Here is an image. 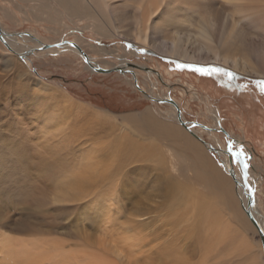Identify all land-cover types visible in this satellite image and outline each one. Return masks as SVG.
<instances>
[{"label": "rangeland", "instance_id": "374dc122", "mask_svg": "<svg viewBox=\"0 0 264 264\" xmlns=\"http://www.w3.org/2000/svg\"><path fill=\"white\" fill-rule=\"evenodd\" d=\"M39 1L0 0V23L5 31L24 36L35 33L48 44L74 41L101 67L126 62L150 71L128 65L124 71L134 70L137 75L93 72L72 52L43 55L39 51L20 56L0 40V264H116L100 242L102 210L108 207L102 206V197L108 185H102L99 179L82 199L65 202L56 197L55 188L68 179L67 172L73 165L78 172V163L89 148L95 147L102 164V154L126 138L153 144L156 153L128 160L114 182L120 205L116 224L126 222L132 229L146 226L142 229L146 241L138 253L140 259L148 257L158 264L161 246L171 241L182 250L184 264H264L260 237L248 217L247 227L241 220L235 222L220 207L211 184L195 178L188 169L182 170L180 162L174 167L172 147L158 134L143 131L140 124L145 115H151L154 120L188 131L171 115L169 102L160 104L151 99L169 96V101L179 107L183 121L211 129L191 127L218 152L207 150L206 155L234 187L237 183L227 170L242 177L241 163L234 155L242 152L240 158L248 164L247 183L252 184L246 188L253 197L255 213L264 220V78L247 77L214 65L191 64L222 71L201 75L177 68V64H183L179 60L146 51L134 42L130 36L134 26L126 18L131 11L114 12L118 3L108 6L100 0H81L80 6L79 0H65L69 3L65 6L60 0ZM79 6L86 17L81 20L71 11L73 7L79 10ZM6 9L15 15L13 20L6 18ZM18 43L34 46L28 38H20ZM146 73L148 78L144 77ZM195 95H202V102L194 100ZM62 101L72 108V115L63 119L69 123L68 128L63 135L42 138L39 117L55 105L63 108ZM214 111L218 113L216 122ZM220 127L234 141L220 132ZM64 135L68 140L60 139ZM47 144L50 151L35 150ZM219 149L228 152L229 163ZM182 163L184 168L186 163ZM193 193L219 206L217 216L226 223L219 236V231L203 229L191 207L184 210ZM177 201L186 213L174 226L170 223L174 216L171 208ZM177 210L183 213L180 207ZM11 247L17 250L15 256V251H7Z\"/></svg>", "mask_w": 264, "mask_h": 264}, {"label": "bare ground", "instance_id": "6f19581e", "mask_svg": "<svg viewBox=\"0 0 264 264\" xmlns=\"http://www.w3.org/2000/svg\"><path fill=\"white\" fill-rule=\"evenodd\" d=\"M60 1L65 6H69V3H66L67 0L66 2L65 0ZM80 1L81 0H79L78 3L79 5L81 4ZM100 1L103 5L106 4L108 6L112 5V3H118L117 6L112 9L114 12H118V14L124 12L126 9L131 11L129 14H126V18L128 20L130 19L132 23L131 25L134 26L130 36L133 37L136 44L145 47L146 51H157V53L175 60H179V62L183 64H196L198 66H222L247 77L264 78V0ZM101 2L99 3L100 5ZM80 6L79 10L74 7L71 10L74 17L78 20L86 18L84 16V12H82V7ZM7 11L8 9H6V12ZM10 11L11 10L9 9L6 18L7 16H10V18L13 20L15 15L9 13ZM89 16L92 19L94 18L92 15H88L87 17L89 18ZM102 33H104L103 29ZM117 33L118 32L115 34ZM0 35L2 39L6 40V42L3 40L4 42L2 43H5L4 45L8 49H10L13 53H18L20 56L22 53L35 55V52L39 51V54L43 55H57L63 54L65 51H69L82 60L86 69H89L93 72H98L97 69H122V71H119L121 74H130L133 72L134 75H137L134 70L130 71V69H128L124 71L128 68V65L132 66L135 70L150 71L145 69V67H136L130 63L126 64V62L119 63L121 65L118 66L111 65V68H107L104 64V67H101L90 57H88L82 51V48L79 45H76L74 41L48 44L44 40H39L35 33H29L27 36H24L25 34L23 33L21 35L19 33L17 35L16 33L8 34V32L5 31L2 23H0ZM117 35L122 36L123 34L118 33ZM20 38L30 39L34 43V46L23 47L19 45L20 42L18 43V39ZM103 51L105 50L102 49V52ZM144 77L148 78L147 73ZM53 96L55 95L53 94ZM193 97L194 100L197 101L203 100L202 95L201 97L198 96L199 98L197 95ZM160 100L170 103L169 96L160 98ZM170 104L173 110L171 115L176 121H178L176 107L172 104V101ZM64 105L65 106L63 108L56 105L51 109L48 108L46 109V113L39 117V121L43 123L41 131H39L40 135H43L42 138L45 137V139H47L49 137L51 138L52 136L55 137V135H63V131L68 128L69 123H66L63 119L72 115V108H68L70 105ZM210 114L212 115L213 113L211 112ZM212 116L213 120L216 122L218 119V113L214 111V115ZM140 124L143 131L147 132L149 130L152 133L158 134V136L165 139L172 147L173 152L171 157L173 163H171L174 165V167L175 164H179L180 162L182 170L188 169V171H192L194 173L195 178L209 182L211 184V188L215 189L217 192L216 194L221 202L220 207L224 208V210L228 212L229 216L235 222L241 220L244 226H248L245 216H247L246 206L248 202L247 194L249 192L244 185L242 177H236L238 183L234 187V183L224 177L217 170V168L213 163H211L206 155L207 148L205 146V148L201 146L200 143H203L199 140V138L191 134L193 133L198 135V130L194 128H191L192 130H186L189 133L188 134L183 129L176 127V125L173 126L169 125L168 123L166 124L161 121L154 120L151 115H145L142 123ZM13 131L15 132V130ZM233 138L230 136V139L234 141ZM60 139L68 140V137L64 135ZM69 139L71 140V138ZM37 147L39 146L35 147L36 151H50L52 149L50 144H47L46 147ZM113 148V150H110L112 152L109 151L102 154V164L100 160H98V154L94 146L89 148L87 153H85V151L82 155L83 159L81 163H78V172H76L75 165H73L69 172L66 171L68 174V179L64 183H57L55 195L57 198L64 200V202L68 200L82 199L87 193H89L90 188H92V186L95 185L99 179H102V185H108L106 187L107 190L102 197V206H104V204H108V207H103L104 209L102 210V222L104 227L102 228L103 237L100 240L101 245L106 248L109 255L112 257V260L116 264H151L152 262L148 257L145 259H140L138 257V253L144 248L145 245H143V243H145L146 237L142 229L146 226L143 225L140 227H133L132 229L127 225L126 222L120 224L119 226L116 224V222L119 221L120 205L116 199L117 186L114 184V182H116L115 180L122 175L124 165L128 162V160L140 159L145 158L146 156L155 155L156 153H153L155 150L154 145L144 144L137 142L135 139L126 138L125 140H120L115 143ZM219 150L225 157L228 156V152L226 150ZM11 151L12 154H14L15 148H13ZM226 161L228 163L230 162L229 157H226ZM182 162L186 163L184 168H182V165H184ZM248 184V186H252L250 181ZM189 198L191 199L190 203H187L184 210L188 209L187 206L191 207V209L194 211V215L197 217L196 221L201 223L200 225L203 227V229L210 230L211 232L213 231L214 233L219 231L217 234L219 236L223 227L226 226V223L220 222V218L217 216V214L221 212L219 210V206L217 207L216 204L210 200H204L202 198L198 199L199 196L195 193L190 195L188 199ZM179 207L183 212L181 201H177L176 207L173 209L171 208V210L174 212L172 215L174 216L170 223H172L174 226L180 224L185 218L184 215L186 212L181 213V211H178L177 208ZM171 210L170 212H172ZM251 212L252 216L258 222L260 229L264 233L263 218L259 217L258 214L255 213L256 211L254 208L251 209ZM190 214L191 213H189V216ZM184 224L186 225V223ZM168 225L171 226L170 224ZM253 230H256V233L259 235V232L255 227ZM177 232H174L173 236L176 237ZM181 234L182 233L178 232L179 237H181ZM104 238H106V241L103 240ZM260 243L262 245L261 239ZM161 248L163 249L161 251L162 253H160V256L158 257V264L185 263L182 250L180 249L179 245L173 244L170 241L167 243V245H162ZM261 248L263 251L262 246ZM10 250L15 251L14 256L17 254V250L14 249V247L8 248L7 251Z\"/></svg>", "mask_w": 264, "mask_h": 264}, {"label": "water", "instance_id": "95a60500", "mask_svg": "<svg viewBox=\"0 0 264 264\" xmlns=\"http://www.w3.org/2000/svg\"><path fill=\"white\" fill-rule=\"evenodd\" d=\"M0 40H2V42H4L3 41V39H2V37H1V35H0ZM5 44V43H4ZM97 69V68H96ZM97 71L98 72H100V73H104V74H107V73H111V72H119V71H122V69H115V70H98L97 69ZM130 74H132V76L134 75L133 74V72L132 73H130ZM134 82H135V84H136V80H134ZM153 101H156V102H158V103H160V104H165L166 102L165 101H162V100H158V99H155V98H151ZM171 103V102H170ZM172 104L176 107V110H177V116H178V122L183 126V127H185L186 129H188V130H191V127L192 126H190V125H193V126H197V127H201V128H203V129H205V130H211L210 128H208V127H206V126H203L202 124H198V123H192V124H189V123H187V122H185V121H183L182 120V116H181V111H180V109H179V107L174 103V102H172ZM213 131H217V130H213ZM220 131L222 132V133H224V135L226 136V137H228V138H230V135L226 132V131H224L222 128L220 129ZM192 135H194L195 137H197V138H199V140L206 146V148H207V150L209 151V152H217L214 148H212V147H210L209 145H207L200 137H198L196 134H193V133H191ZM218 153V152H217ZM239 159H241L240 157H239ZM241 160H243V159H241ZM241 169H242V179H243V182H244V185H245V187H248V183H247V171L243 168V165L241 164ZM228 171V173H229V175L232 177V179L236 182V183H238V180H237V178H236V176L234 175V173H233V171L231 170V169H228L227 170ZM247 196H248V202H247V206H246V214H247V216H248V218H249V220H250V222L252 223V225L257 229V231L259 232V237H260V239H261V242H262V247H263V255H264V233L262 232V230L260 229V226L258 225V222L256 221V219L252 216V212H251V209L252 208H254V200H253V197H252V195L250 194V193H248L247 194Z\"/></svg>", "mask_w": 264, "mask_h": 264}, {"label": "snow or ice", "instance_id": "6c2138e0", "mask_svg": "<svg viewBox=\"0 0 264 264\" xmlns=\"http://www.w3.org/2000/svg\"><path fill=\"white\" fill-rule=\"evenodd\" d=\"M177 68L179 69H191L194 72L200 73L201 75H209L215 72H221V69L218 68H205V67H195L191 64H177L176 65ZM228 74V73H225ZM230 75V74H228ZM262 91H264V87H262ZM235 157L239 158L241 157L243 154L242 152H236L234 153ZM237 162L241 163L243 165V168L246 170L248 168V164L246 162H244V160L238 159Z\"/></svg>", "mask_w": 264, "mask_h": 264}, {"label": "flooded vegetation", "instance_id": "af4514ba", "mask_svg": "<svg viewBox=\"0 0 264 264\" xmlns=\"http://www.w3.org/2000/svg\"><path fill=\"white\" fill-rule=\"evenodd\" d=\"M165 96H167V95H165ZM165 96H163V97H165ZM163 97H162V98H163Z\"/></svg>", "mask_w": 264, "mask_h": 264}]
</instances>
